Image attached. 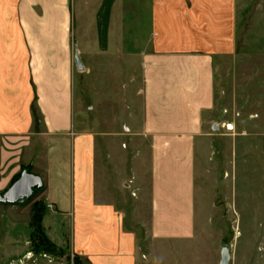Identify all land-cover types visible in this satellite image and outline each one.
<instances>
[{
	"label": "crops",
	"instance_id": "obj_1",
	"mask_svg": "<svg viewBox=\"0 0 264 264\" xmlns=\"http://www.w3.org/2000/svg\"><path fill=\"white\" fill-rule=\"evenodd\" d=\"M244 40L264 41V0H0V161L42 179L45 237L82 264H171L177 245L190 250L217 88ZM132 57L136 130L80 124L85 59L98 91L104 64ZM34 253L28 264H51Z\"/></svg>",
	"mask_w": 264,
	"mask_h": 264
},
{
	"label": "rangeland",
	"instance_id": "obj_2",
	"mask_svg": "<svg viewBox=\"0 0 264 264\" xmlns=\"http://www.w3.org/2000/svg\"><path fill=\"white\" fill-rule=\"evenodd\" d=\"M239 49L242 55L235 60L233 71L217 88L212 117L218 126L217 138L213 152L200 165L201 212L193 245L190 250L177 245L168 252L171 264H219L223 249L229 253L228 264H264V41H240ZM85 61L89 67L82 88L75 91L80 124L111 134L122 132L125 126L135 131L141 110L139 58H117L115 67L105 62L99 75L104 84L98 91L94 89V59ZM227 125L233 128L228 130ZM5 142V148L11 145ZM23 169L30 172L19 157L0 161V194ZM39 193L23 204H0V264H28L26 257L30 252L35 255L36 244L42 250L46 247L37 252L47 254L51 264L75 263L51 240L47 239L48 245L42 243L38 220L47 207L38 200Z\"/></svg>",
	"mask_w": 264,
	"mask_h": 264
},
{
	"label": "water",
	"instance_id": "obj_3",
	"mask_svg": "<svg viewBox=\"0 0 264 264\" xmlns=\"http://www.w3.org/2000/svg\"><path fill=\"white\" fill-rule=\"evenodd\" d=\"M74 63L78 70L83 69V65L77 54L74 56ZM212 129L217 130L218 126L214 124ZM42 186L43 183L40 176L23 169L11 186L4 193L0 194V204H23L30 199L36 191L41 190ZM228 261L229 253L226 249H223L219 264H228Z\"/></svg>",
	"mask_w": 264,
	"mask_h": 264
},
{
	"label": "trees",
	"instance_id": "obj_4",
	"mask_svg": "<svg viewBox=\"0 0 264 264\" xmlns=\"http://www.w3.org/2000/svg\"><path fill=\"white\" fill-rule=\"evenodd\" d=\"M38 192H40V190L39 191H36L34 194H36V193H38ZM33 194V195H34ZM39 222L41 221V218H39V220H38ZM39 222H38V224H39ZM39 227H41V226H39ZM38 227V231H39V235L41 236V241H42V243H44L45 245L47 244L48 245V240H47V238L45 237V235L43 234V231H42V229L41 228H39ZM41 245H35L34 247V249H35V251H40L39 249H41L42 247H40ZM44 249H46V247H43V250ZM42 250V249H41ZM42 250V251H43ZM73 259H74V264H80V262H81V259L80 258H78L77 256H73ZM81 264H82V262H81Z\"/></svg>",
	"mask_w": 264,
	"mask_h": 264
},
{
	"label": "built area",
	"instance_id": "obj_5",
	"mask_svg": "<svg viewBox=\"0 0 264 264\" xmlns=\"http://www.w3.org/2000/svg\"><path fill=\"white\" fill-rule=\"evenodd\" d=\"M228 130H231L233 127L232 125H227Z\"/></svg>",
	"mask_w": 264,
	"mask_h": 264
}]
</instances>
